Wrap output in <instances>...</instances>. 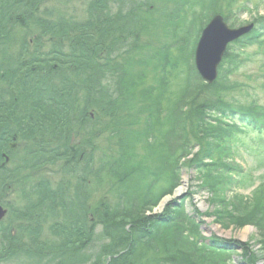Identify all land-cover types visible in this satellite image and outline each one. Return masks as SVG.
<instances>
[{
    "label": "trees",
    "instance_id": "1",
    "mask_svg": "<svg viewBox=\"0 0 264 264\" xmlns=\"http://www.w3.org/2000/svg\"><path fill=\"white\" fill-rule=\"evenodd\" d=\"M46 1L0 0V188L45 166L58 167L60 176L53 184L44 178L31 182L26 193L21 192L25 204L10 209V220L23 231L20 236H12V222H0V263L24 256L26 264H191L189 257L177 256L188 235L196 244L193 264H225L218 250L232 245L213 237L204 244L199 225L183 213L181 203L167 206L166 213H176V220L151 215L161 198L172 194L183 169L194 170L201 190L224 202L225 209L213 205L224 228L255 224L253 213H261L264 207L261 198L246 214L244 204L242 210L226 200L231 182L220 153L234 141L219 138L227 133L226 127L233 129L228 132L231 136L240 125L253 126L255 119L246 111L231 114L226 108L222 68L220 82L212 87L200 85L203 82L195 74L198 84L189 90L185 84L177 99L181 105L172 103L181 133L189 129L193 142L182 143L177 150L175 146L176 158L164 146L152 149L160 157L159 174L176 180L169 189L153 193L152 182H144L151 173L142 166L144 158L134 152L135 141L147 140L144 130H136L140 116L151 113L143 111L144 101L135 100L139 85L131 64L143 48L139 38L152 32L149 15L154 0H88L81 20ZM165 115L176 122L170 113ZM149 120L147 116L143 122L151 136L157 135L158 119L153 127ZM203 139L214 143L203 144L192 154V147ZM11 141L24 147L15 168L3 164L1 157L7 153L10 160L14 158L16 152L8 149ZM95 192L104 196L97 203L92 198ZM180 224L187 228H179ZM44 227L53 240L43 237ZM17 238L36 242L35 248L14 249ZM93 241L98 243L94 255L87 251Z\"/></svg>",
    "mask_w": 264,
    "mask_h": 264
},
{
    "label": "rangeland",
    "instance_id": "2",
    "mask_svg": "<svg viewBox=\"0 0 264 264\" xmlns=\"http://www.w3.org/2000/svg\"><path fill=\"white\" fill-rule=\"evenodd\" d=\"M87 2L88 0H47L45 4L49 3L50 7H56L60 12L74 17L76 20H81ZM154 2L153 5L151 4L152 16L149 15L150 20L151 18L153 20L152 32L148 36L142 35L139 38V43L142 44L143 48L133 55L131 67L135 83L139 85L136 88L135 100L140 104L144 101L146 107L143 111L151 113V115L141 114L140 116L141 123L136 130H144L143 133L147 134V140L141 138L138 142L135 141L134 152L139 159L144 158L142 166L151 173L143 181L147 185L152 182L151 191L157 193L161 189L167 190L172 187L176 180L170 179L171 177L166 176V173L159 174V167L162 166H160L159 155L155 153L156 150L163 149L164 146L166 151H169L171 155L174 153L176 158L175 146L177 150L182 143L193 142L190 133L187 132L189 129L185 130L186 133H181V125L174 114H176V105L178 107L181 105L179 104L181 101H177V99L185 84H188V90L198 84L193 77L196 74L193 64L194 50L201 31L210 21L214 12L219 13L231 29L252 26L250 31L252 33L246 35L247 38L253 34H257L258 37L256 36L255 40L257 44L246 46L247 41L245 40L242 48L240 47L242 44L235 43L237 40L231 43L228 46L226 57L218 67L216 80L208 86L212 87L215 83L220 82L218 73L222 68L220 75L222 79L225 77L224 84L227 86L226 91L222 92V96H225L226 108L230 110L231 114L238 110L251 113L254 119H258L257 122L264 125V0H154ZM203 84L206 85L204 82L200 83V85ZM174 102L176 105L172 108L171 105ZM167 112L176 122L170 121L169 116L165 115ZM147 116L150 117L149 127H153L155 119H158L160 124L157 135L155 133L151 136L152 133L143 122ZM229 124L230 122H228V127H230ZM239 129L228 136V132L233 131V129L225 128L227 133H222L219 141L232 139L234 142L229 146L225 144L220 155L223 154L221 156L222 163L229 171L227 177L231 182L230 192L226 195V200H233L234 202L230 203L242 210L245 206L244 213L249 214L253 210L255 202L261 198L264 199V192L260 191L261 189L264 190V141H262L264 133L260 136L251 128L240 126ZM167 137H169V141ZM219 141L217 142L219 143ZM201 143L199 146L195 144L192 147V154H197L199 150H202L203 144L205 147L212 146L214 142L203 139ZM11 144L15 145L13 149L9 150L16 152L13 154L14 158L10 160L9 155L4 154L8 159L6 164L9 163L10 167H14L19 165V156L24 147L15 141H12ZM152 149L156 150L153 151ZM184 160L186 161V158ZM203 162L208 163V160ZM57 168L56 166H45L38 168L36 173H23L11 181L9 186L7 184L0 188V207L5 211L0 222L4 224L13 223L12 236L18 237L23 233L21 228L17 230L18 224L14 223L16 221L10 220V209L12 207L20 209L25 204V200L21 199L23 196L21 192L26 193L31 182H38L42 178L51 180L52 184L57 183L60 180ZM172 171V174L176 176V169ZM177 178L179 180L172 194L161 198L158 204L154 206L151 212L152 216L160 218L169 216L172 217L171 220L175 219L176 213H166L167 206L169 203H175V206L176 202L181 203L183 213L188 218L193 217L192 219H195L194 221L199 225L200 236L205 241L204 244H208L207 240L213 237V239H218L221 244L232 245L230 247L232 250L228 248L229 246L223 250H218L223 256L221 260L225 264H264V218L258 217L259 214L264 213V207H262L261 213H253L257 216L255 224L244 222L242 225H230L224 228L220 223L222 219L218 218V213H216L218 209H225L223 207L224 202L221 203L220 198L215 199L214 194L211 195L208 190H201L199 175L194 170L183 169ZM99 193H94L92 197L94 203L104 197ZM106 197V200L112 201L110 196ZM213 205L216 206V210ZM228 212L229 207L224 213ZM90 219L92 220L91 217ZM162 227L166 228L168 225ZM179 228H187V225L180 224ZM99 231L100 228L97 227L95 233L98 234ZM184 234L187 235V232ZM42 235L49 241L53 240L47 236L45 227ZM187 237L188 241L185 248L180 249L177 256L189 257V263L193 264L196 244L191 237L188 235ZM26 241L25 238H17L18 244L14 245V249L17 246L19 247L17 249L29 251L35 248L36 242L31 243V245L24 243ZM97 245L98 243L93 241L87 251H91V254L94 255L97 252ZM237 245L238 247H236ZM26 260L24 256H19L12 261L1 262L0 264H26Z\"/></svg>",
    "mask_w": 264,
    "mask_h": 264
},
{
    "label": "water",
    "instance_id": "3",
    "mask_svg": "<svg viewBox=\"0 0 264 264\" xmlns=\"http://www.w3.org/2000/svg\"><path fill=\"white\" fill-rule=\"evenodd\" d=\"M251 28L252 26H245L238 29H230L220 16H215L211 19L202 30L194 53L195 68L203 81L207 84H212L216 78V70L227 44L248 33ZM14 146L11 143L8 145L10 149H13ZM2 157L4 158L3 164H6L8 160L6 155L2 154ZM4 215L5 211L0 207V220Z\"/></svg>",
    "mask_w": 264,
    "mask_h": 264
}]
</instances>
